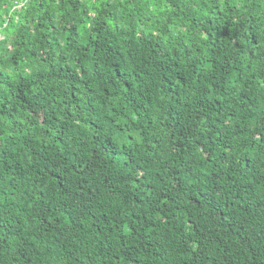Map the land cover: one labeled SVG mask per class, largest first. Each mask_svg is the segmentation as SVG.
<instances>
[{
	"label": "trees",
	"instance_id": "obj_1",
	"mask_svg": "<svg viewBox=\"0 0 264 264\" xmlns=\"http://www.w3.org/2000/svg\"><path fill=\"white\" fill-rule=\"evenodd\" d=\"M0 264H264V0H0Z\"/></svg>",
	"mask_w": 264,
	"mask_h": 264
}]
</instances>
